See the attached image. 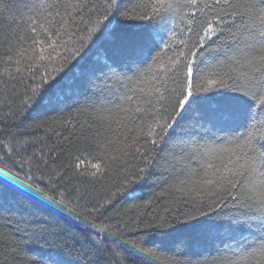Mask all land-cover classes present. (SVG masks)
<instances>
[{"label":"snow or ice","instance_id":"snow-or-ice-1","mask_svg":"<svg viewBox=\"0 0 264 264\" xmlns=\"http://www.w3.org/2000/svg\"><path fill=\"white\" fill-rule=\"evenodd\" d=\"M22 3L19 19L0 27V94L10 91L0 95V125L67 91L97 97L85 106L96 127L61 147L79 154L54 175L32 171L38 161L48 168L52 148L0 137V165L36 185L64 221L21 217L7 237L12 252L25 264H68L61 257L78 246L79 264H174L151 236L189 229L205 246L197 264H264V0ZM118 31L113 53L84 67ZM69 171L89 182L113 172L114 190L82 207ZM122 201L133 202L131 230L108 222Z\"/></svg>","mask_w":264,"mask_h":264},{"label":"trees","instance_id":"trees-1","mask_svg":"<svg viewBox=\"0 0 264 264\" xmlns=\"http://www.w3.org/2000/svg\"><path fill=\"white\" fill-rule=\"evenodd\" d=\"M8 11L0 12V27L7 24L13 16L19 19V15L24 11L22 0H6ZM135 0H123V8H131ZM119 38V31L114 34V39L111 41L102 42L87 58L84 67L91 66L96 61H103L106 55H111ZM67 88V86H66ZM18 91H22L20 86H17ZM0 95H10L2 93ZM97 97L90 94H75L71 95L67 91L61 92L54 96L51 103H46L35 111H29L21 116L16 125L12 127H5L0 125V137H5L9 132L17 134V139L23 142L24 140H35L37 147L41 142L46 148H52V156H46L48 161V168H45L43 161H38V167L33 165L32 171L39 176L40 173L46 172L54 175L52 169L61 171L65 165L70 163L71 157L78 155L74 149H68L61 152V147L67 149V142L71 141L73 144H80L81 137L90 135L88 129L91 126L95 129L96 125L88 119L89 108L86 105H91L96 102ZM76 109H82L81 114L76 113ZM7 109L4 108L3 112ZM72 120V123L65 124L64 121ZM11 124V118H9ZM22 133V134H20ZM36 151V148L29 147L28 152ZM115 167V166H114ZM15 169L9 171L8 168L0 165V264H25L27 256L21 252L17 256L12 252L14 245L10 239H7L12 227L17 221L23 217L25 220L34 219L38 222L64 223L61 219L62 213L55 208L48 201L43 199V196L36 191V185L30 184L29 181H24L22 177L14 175ZM65 176L71 178L69 187L79 189L85 196L82 202V207H91L95 201L101 203L107 197V194L114 190V173L109 172L102 178H97L93 182L88 180H80L72 177V173L64 172ZM118 183V179L115 180ZM47 193H44L46 195ZM75 195V193H74ZM132 201H122L120 204L110 208L106 215L109 217L111 224L121 225L127 224L128 229L134 227L132 223L134 219L135 209H130L129 205ZM11 213H17L11 216ZM6 218H11L12 225L7 224ZM103 219V218H101ZM83 223V221H81ZM71 232L78 233V229L68 222L64 225ZM49 243L58 244L62 241L57 238L46 237ZM151 239L155 242V246L160 249L159 256L167 258V260L174 262V264H187L191 261L192 264H197L205 255V246L197 243V233L194 230L180 229L171 237H164L162 234H152ZM44 241L42 240L41 243ZM152 247L153 245H149ZM26 247L31 254L35 251L45 252L46 249H40L37 244H28ZM87 247V246H86ZM77 251H84L83 249L74 250L72 254H65L61 258L68 262V264H79L77 261Z\"/></svg>","mask_w":264,"mask_h":264}]
</instances>
